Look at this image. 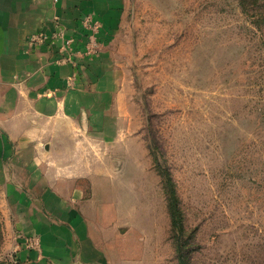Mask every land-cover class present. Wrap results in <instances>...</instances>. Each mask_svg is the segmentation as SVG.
Instances as JSON below:
<instances>
[{
	"label": "rangeland",
	"instance_id": "1",
	"mask_svg": "<svg viewBox=\"0 0 264 264\" xmlns=\"http://www.w3.org/2000/svg\"><path fill=\"white\" fill-rule=\"evenodd\" d=\"M122 1L101 86L112 137L89 152L122 248L132 264H179L168 172L190 264H264V0ZM1 206L0 264H18Z\"/></svg>",
	"mask_w": 264,
	"mask_h": 264
},
{
	"label": "crops",
	"instance_id": "2",
	"mask_svg": "<svg viewBox=\"0 0 264 264\" xmlns=\"http://www.w3.org/2000/svg\"><path fill=\"white\" fill-rule=\"evenodd\" d=\"M122 4L0 0V201L19 233L18 264L137 261L122 248L119 208L107 207L110 176L89 156L112 137L101 86ZM88 16L99 22L94 42ZM87 177L89 191L78 182Z\"/></svg>",
	"mask_w": 264,
	"mask_h": 264
},
{
	"label": "trees",
	"instance_id": "3",
	"mask_svg": "<svg viewBox=\"0 0 264 264\" xmlns=\"http://www.w3.org/2000/svg\"><path fill=\"white\" fill-rule=\"evenodd\" d=\"M164 177H166V189H167V197H168V209L172 224L173 230V238L175 243V250L179 264H190L189 261L186 259L184 250H183V243L179 240V234L183 231V218L181 209L179 207L178 197L176 194L175 186L171 179L170 173H162Z\"/></svg>",
	"mask_w": 264,
	"mask_h": 264
},
{
	"label": "built area",
	"instance_id": "4",
	"mask_svg": "<svg viewBox=\"0 0 264 264\" xmlns=\"http://www.w3.org/2000/svg\"><path fill=\"white\" fill-rule=\"evenodd\" d=\"M88 22H92V18L91 17H87L86 18V20H85V23H88ZM89 30H91V28H89V27H87ZM45 39H47L46 38V35H44V34H40V35H37V36H35V37H33V41H44ZM69 42H71V40H69V39H67L66 40V43H69Z\"/></svg>",
	"mask_w": 264,
	"mask_h": 264
}]
</instances>
